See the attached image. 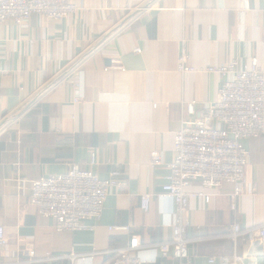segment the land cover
Masks as SVG:
<instances>
[{
    "label": "crops",
    "instance_id": "0c3cea01",
    "mask_svg": "<svg viewBox=\"0 0 264 264\" xmlns=\"http://www.w3.org/2000/svg\"><path fill=\"white\" fill-rule=\"evenodd\" d=\"M75 1L79 11L60 20L32 15L0 25V225L9 259L28 264H71L72 254L94 251L101 252L97 264H110L132 234L144 245L170 237L174 203L160 194L176 134L192 117L188 103L201 109L217 99L222 78L206 68L233 60L244 66L256 57L264 71V0H248V9L244 0ZM182 52L198 71L179 72ZM72 64L75 72L67 70ZM79 73L85 99L76 103L71 82ZM244 143L256 190L240 196L237 210L230 186L208 203L191 199L189 257L179 262L145 248V264H220L209 259L246 251L247 238L235 242L231 234L236 222L243 228L264 222V135ZM155 150L164 161L156 168ZM73 165L104 179L118 171L120 185L101 218L62 232L31 204L30 187ZM201 189L199 181L189 188ZM145 193L152 194L149 211L140 202ZM115 225L130 231L110 230Z\"/></svg>",
    "mask_w": 264,
    "mask_h": 264
},
{
    "label": "built area",
    "instance_id": "2783aa9c",
    "mask_svg": "<svg viewBox=\"0 0 264 264\" xmlns=\"http://www.w3.org/2000/svg\"><path fill=\"white\" fill-rule=\"evenodd\" d=\"M243 8H249L244 0ZM79 11L75 0H0V25L8 21L21 24L32 15L44 16L49 20H60ZM141 52L140 48L135 50ZM113 68H121L115 66ZM67 70L74 71L72 64ZM179 72L198 71L189 64V55L182 52L179 58ZM206 71L217 73L222 82L217 99L203 108L196 102H189L187 110L192 116L184 119L175 138L174 157L167 164L168 173L162 186L161 197L174 203L170 237L156 244L144 245L140 236L132 234L129 244L115 250L117 256L110 264H145L141 256L145 248L157 250L162 257H172L179 262L189 257L187 232L192 225L189 204L191 199L200 198L210 202L213 192L222 193L225 186L231 189L232 208L237 210L241 195L256 190V185L247 178V165L251 156L244 141L264 135V71L256 57L244 66L236 60ZM82 74L75 75L71 82L73 101H84ZM44 87L42 90L44 91ZM40 96L36 93L35 96ZM97 154H91V167L97 164ZM164 164L162 152L151 153V165L156 168ZM115 171L109 178H101L92 168L73 165L64 173L43 176L33 180L30 187V202L43 216L53 218L58 231L76 232L85 228L89 219H99L110 193L120 185ZM201 182L202 189L190 191L194 182ZM152 194L140 197L143 210L149 211ZM112 231L129 232L128 225L110 226ZM232 239L247 238L248 248L243 254L210 258L209 262L220 264H257L264 255V222L249 228L234 223ZM9 239L5 228L0 225V264H28L29 260L9 259ZM34 257L35 251H26ZM98 251L72 254L71 264H97ZM109 264V263H104Z\"/></svg>",
    "mask_w": 264,
    "mask_h": 264
},
{
    "label": "water",
    "instance_id": "95a60500",
    "mask_svg": "<svg viewBox=\"0 0 264 264\" xmlns=\"http://www.w3.org/2000/svg\"><path fill=\"white\" fill-rule=\"evenodd\" d=\"M52 83H50L48 86H50ZM39 98V96L37 95V96H35L34 98H32V100H37ZM10 119H11V117H10Z\"/></svg>",
    "mask_w": 264,
    "mask_h": 264
},
{
    "label": "rangeland",
    "instance_id": "374dc122",
    "mask_svg": "<svg viewBox=\"0 0 264 264\" xmlns=\"http://www.w3.org/2000/svg\"><path fill=\"white\" fill-rule=\"evenodd\" d=\"M47 88V87H46ZM40 92H43V90H41Z\"/></svg>",
    "mask_w": 264,
    "mask_h": 264
}]
</instances>
